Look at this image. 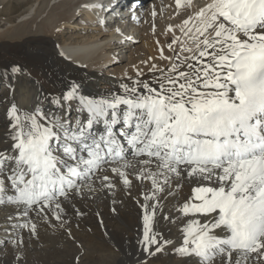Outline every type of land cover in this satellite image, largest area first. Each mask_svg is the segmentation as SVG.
I'll use <instances>...</instances> for the list:
<instances>
[{
  "label": "snow or ice",
  "instance_id": "6c2138e0",
  "mask_svg": "<svg viewBox=\"0 0 264 264\" xmlns=\"http://www.w3.org/2000/svg\"><path fill=\"white\" fill-rule=\"evenodd\" d=\"M183 24L188 39H173L168 47L175 52L179 41L180 53L167 71L153 65L161 75L150 82L137 78L121 93L95 97L72 82L50 100L59 114L12 104L0 206L25 216L47 209L59 220L62 199L95 191L94 179L113 188L111 172L131 187L134 175L151 183L142 243L155 255L173 244L154 230L160 194L187 185L176 208L187 222L175 254L196 264H264V0H207Z\"/></svg>",
  "mask_w": 264,
  "mask_h": 264
},
{
  "label": "bare ground",
  "instance_id": "6f19581e",
  "mask_svg": "<svg viewBox=\"0 0 264 264\" xmlns=\"http://www.w3.org/2000/svg\"><path fill=\"white\" fill-rule=\"evenodd\" d=\"M52 1L27 0L28 5L38 3L37 9L32 6L24 10L20 17H26V14L29 16L23 18L18 25H13V29H3L0 26V74L7 78L10 76V81L6 86L12 95L9 102L0 104V150L6 147L2 139L10 123L7 118V110L12 104H16L23 110H31L39 105L47 112L59 114L60 109L53 106L50 100L67 91L72 82L91 86L95 91L87 93L84 86L79 84L81 94L87 96L95 97L109 92L121 93L122 84H131L137 78L150 82L154 76L159 77L160 72L150 71L152 66L156 65L157 68L167 71V64L169 63L171 67L172 61H175L176 54L180 51V40L176 44H172L175 52L169 49L168 45L174 38H180V35L183 34L181 28L184 27L183 22L186 17L183 21L181 20L178 27L168 23L161 34L153 35L152 30L141 29V32L135 35L141 24L137 17H129L124 30L117 32L116 29L121 27H111L100 22L103 16L99 7H85V5L99 4L102 0H56L50 9ZM138 1H141L144 4L143 7L146 8L148 7L147 3L151 0ZM206 2L207 0L201 5H196L191 0V7L177 8L176 0H153L152 13L154 12L155 15L152 14V17H149V21L153 20L148 22V25L150 26L155 20L160 22L161 13L167 14L173 11V16L180 13L191 16L195 9L197 11ZM3 4L0 3V5ZM60 8L61 10L58 11ZM46 12L47 14L38 23L37 20L43 17ZM82 16L86 18L87 23L88 21L89 24L94 22L93 25L98 26L101 33L93 41L90 38L79 42L68 41L64 36L65 29L62 26L70 25ZM104 19L106 20L107 16ZM81 24L85 23L81 22ZM34 25H36V30L33 32L31 28ZM144 26L142 27L141 24L142 28ZM110 27L111 34L109 36L106 35V32H109L108 28ZM139 36L142 38L144 47L148 46L151 55L146 57L142 55L144 48L138 49L140 57L130 58L132 63L129 67L115 66L109 70L108 75L100 76V71L105 65L115 62L114 54L127 51ZM187 39L188 37L184 36L182 41ZM153 47L158 48L156 53ZM161 55L171 57L172 60L162 59ZM13 67H19L21 71L13 73ZM138 70L143 73L140 77H137ZM115 75H118L117 78L112 80ZM0 103H2L1 100ZM72 116H75V112H72ZM129 171L131 172V170ZM107 174L115 187L108 188L101 183L100 179H94L93 188L95 191L85 188L82 195L73 193L67 201L61 198L63 211L60 212L59 220L56 219L52 211L47 209L40 215H37L36 212H29L25 216L22 215L23 209H17L11 205L0 206V264L6 260V257H9L8 251L4 249L5 245L9 252L17 255L20 260L27 254L23 252L27 248L31 249L29 255L38 258L39 262L44 259L48 260L47 256L50 255L54 264H64L62 259H65V253L79 259L81 264H88L83 258L90 255L92 256L90 262L98 264H181L182 260L184 264H196L198 258H181L174 252V246H179L182 243L180 229L187 222L176 211V208L183 202V198L190 194V188L185 185L174 195L160 194L161 207L156 214L154 230L161 233L164 239L173 241V244L166 245L162 252L149 255L143 250L142 243L144 215L142 205L145 203L143 194H151L150 181L142 183L134 175H130L132 186L127 187L111 172ZM173 183L175 184V181ZM93 206L94 209H92ZM86 215H88L87 218ZM164 216L170 217V220L175 223L163 219ZM98 218L101 219L100 222ZM103 222L104 224L100 228L99 223ZM24 224H29V227H22ZM31 224L36 225L35 233L31 231ZM79 226L83 228H79ZM84 226L90 231L98 229L101 233V237L98 236L99 234H95L93 238H90L89 243H93V248L91 244L88 246L75 245L79 242H74L77 240L78 234L85 236L82 234V231L85 230ZM67 229L70 230L69 234L65 232ZM72 232H74L73 235ZM78 237L80 238V236ZM105 238H108L109 242ZM44 245L47 249L44 248ZM58 245H60V250L57 249ZM117 247L119 251L115 250ZM52 248L55 251L52 250L51 254L44 255L43 258L39 257L37 252L40 249L48 251ZM151 251H155V246ZM85 252L84 257H79ZM10 256L12 255L10 254Z\"/></svg>",
  "mask_w": 264,
  "mask_h": 264
},
{
  "label": "rangeland",
  "instance_id": "374dc122",
  "mask_svg": "<svg viewBox=\"0 0 264 264\" xmlns=\"http://www.w3.org/2000/svg\"><path fill=\"white\" fill-rule=\"evenodd\" d=\"M27 0H0V3H4L3 5H0V26H2L3 29H7V28H10V29H13L12 26L13 25H18L22 20L23 18H27L29 15L26 14V17H20L23 13L24 10H27L29 9L30 7L34 6V8L37 9V6H38V3L37 4H27L26 3ZM56 1V0H55ZM55 1H52L50 3V9L51 7L55 4ZM155 1V0H154ZM194 1V4L196 5H201L202 3H204L205 0H193ZM8 3V4H7ZM148 4V7H139L136 9V11H134V15H132V18L134 17H137L138 18V21L140 19V23L142 24V27L144 26V28L141 27V24H140V27L137 29V31L135 32V35L136 34H139V32H141V29H148V30H152L153 32V35H157L158 33L161 34L162 30L164 29V27L168 24V23H171L173 25H176L177 27L180 26V22H182L185 17L186 19L189 18V16H186L187 14H183V13H180V14H175L173 16V11H171L170 13H161L160 15V22L155 20L154 23L150 24V26L148 25V22H152V20L149 21V17H152V5H153V0H151L150 2L147 3ZM19 8H18V7ZM3 7V8H2ZM60 9H58V11H60ZM34 11V10H33ZM32 11V13H33ZM195 12H196V9H195ZM194 12V13H195ZM190 13V12H189ZM193 13V14H194ZM9 14L10 17H9ZM47 14V12L45 14H43V17H40L37 21L38 23L42 20V18H44V16ZM182 14V15H181ZM146 15V16H145ZM158 17V16H157ZM156 17V18H157ZM173 17V18H172ZM175 17V18H174ZM179 17V19H178ZM10 20V22H8V20ZM147 19V20H146ZM177 19V20H176ZM182 20V21H181ZM86 18L84 16L82 17H79V19L73 21L72 23H70V25H64L62 26L65 31H64V36L65 38L68 40V41H71V42H75V41H80V40H86L87 38H90L91 41L94 40V38L96 39L98 34L101 33V29L99 30V27L96 26V25H93L94 22H91L89 24V21L88 23L86 22ZM157 21V22H156ZM81 22H84L85 24H81ZM33 30V32L36 30V25L32 26L31 28ZM109 29V28H108ZM63 30V29H62ZM111 29H109V32H106V35H109L111 34L110 32ZM143 32V31H142ZM184 33L182 35H180V38L179 40L182 41L183 38H184ZM107 37V36H106ZM132 39V38H131ZM142 38L139 36V38H137L136 40H134L133 44H131L130 48H128L127 51H123V52H116V54H114V60L115 62L113 64H107L105 65L101 71H100V76H105V75H108L109 74V70H111L113 67L115 66H121L122 68H127L131 65V60L130 58H133V57H140V54L139 52H137L138 49L141 50V48L143 50L142 52V55L146 56V57H149L151 55V52L149 51L148 49V46H146V48L144 47V43L143 41L141 40ZM76 42V43H78ZM56 44L58 45V42L56 41ZM151 44V43H150ZM180 44V43H179ZM179 46V45H178ZM148 49V50H146ZM155 53L158 51V48L156 47H153ZM179 50H180V46H179ZM180 53V51H179ZM120 54V55H119ZM138 55V56H137ZM167 68H170V64L168 63L167 64ZM118 75H115V77L113 76L112 77V80L117 78ZM9 78H7L6 76L4 75H1L0 74V100L2 101V103L0 104H4V103H7L9 102L11 99H12V95L8 92V88L6 86V84L8 83V81H10V76H8ZM119 79V78H118ZM117 79V80H118ZM3 80V81H2ZM6 80V81H5ZM80 85H82L81 83H78ZM116 85V84H115ZM84 86V90L87 92V93H92L94 92L95 90L91 88V86H88L86 84L82 85ZM100 86V85H99ZM98 88V87H97ZM111 90V88H110ZM92 209H94V206L92 207ZM88 215H86L85 217L87 218ZM96 217V216H95ZM94 217V218H95ZM98 221L100 222L101 219L98 218ZM104 224L103 223H99L100 225V228L102 227V225ZM85 227V230H81L82 231V234H85V236H82L80 234H78L76 236V239L74 242H77L75 243L76 246H78L79 244H84L85 245H90L91 244V247L93 248V243H89V240L90 238L94 237L93 235H98L101 237V233L99 232L98 229H92V231H90L86 226ZM79 228H83L81 226H79ZM95 230V232H94ZM98 230V231H97ZM69 229L65 230V232L67 234H69ZM78 233V232H77ZM74 234V232H72V235ZM80 236V238L78 237ZM82 236V237H81ZM97 236V237H98ZM78 237V238H77ZM84 237V238H83ZM88 239V240H87ZM108 242H109V239L108 238H105ZM85 240V241H84ZM81 241V242H80ZM87 243V244H86ZM89 243V244H88ZM114 244V243H113ZM115 246H117L116 244H114ZM45 246V247H44ZM43 247L47 249L46 245H44ZM53 246V245H52ZM59 246V247H58ZM57 246V249L60 250V245ZM54 247V246H53ZM12 249V247H10ZM75 248V247H73ZM4 249L6 251H8V258L6 257L4 260L3 263L1 264H54V260L50 259V255L48 254H51L54 250L53 248L50 249V250H45V251H42V249H40V251H38V255L40 258H43L44 255H48L47 257L49 258L48 260H45L44 261H40L38 260V258H36L35 256H30V252L31 249H24L23 252L27 253L23 256V258L20 260L19 257L17 255H15L14 253L12 252H9V249L8 247L5 245L4 246ZM116 251H119L118 250V247L115 248ZM12 251V250H10ZM55 251V250H54ZM29 252V253H28ZM36 252V251H34ZM64 252V251H62ZM69 252H73V251H69ZM88 253V252H87ZM10 254L12 256H10ZM65 259H62L64 261V264H81L80 263V260L77 259V258H74L72 257L71 255H68V253H65ZM86 254L85 253H82L79 255V257H84ZM77 254H75L76 256ZM83 255V256H82ZM78 256V255H77ZM33 257V258H32ZM91 255L89 257L86 256V258H83V260L85 262H87L88 264H98V263H92L90 262L91 261ZM89 258V260H88ZM31 259V260H30ZM14 260V261H12ZM33 260V261H32ZM16 261V262H15ZM30 261V262H29ZM62 264V263H61ZM101 264V263H100Z\"/></svg>",
  "mask_w": 264,
  "mask_h": 264
}]
</instances>
